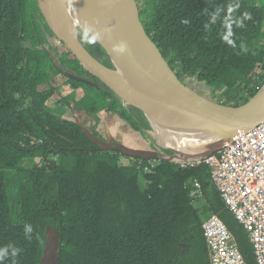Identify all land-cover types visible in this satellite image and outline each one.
Masks as SVG:
<instances>
[{
  "label": "trees",
  "instance_id": "16d2710c",
  "mask_svg": "<svg viewBox=\"0 0 264 264\" xmlns=\"http://www.w3.org/2000/svg\"><path fill=\"white\" fill-rule=\"evenodd\" d=\"M135 1L145 32L181 82L193 77L217 84L215 102L231 106L247 102L264 83V0ZM42 23L61 53L57 43L47 45ZM79 42L111 66L101 45ZM101 82L47 25L37 0H0V247L22 249L15 264H38L49 224L59 229L58 264H210L200 218L206 210L225 223L245 264H257L247 232L224 205L205 163L181 167L151 159L142 171L148 160L100 149L73 119L46 105L58 87H82L74 106L90 116L80 122L92 133L99 135L94 127L104 111L156 138L142 112L123 105L107 85L96 86ZM192 178L203 190L200 207L187 186ZM26 223L35 230L31 240Z\"/></svg>",
  "mask_w": 264,
  "mask_h": 264
},
{
  "label": "water",
  "instance_id": "95a60500",
  "mask_svg": "<svg viewBox=\"0 0 264 264\" xmlns=\"http://www.w3.org/2000/svg\"><path fill=\"white\" fill-rule=\"evenodd\" d=\"M37 2L51 30L81 63L115 92L123 105L139 109L152 131L158 129L167 134L178 132L195 140V146L185 145L179 149L159 143L161 147L172 152L168 156H161V150L114 145L92 133L81 122L74 120L100 149L115 150L123 155L144 160L163 159L174 162L200 159L225 146L243 130L264 120V83L247 102L231 106L212 101L181 82L145 32L135 0H37ZM105 11V16H113L111 25H105L96 18V14L101 15ZM55 17L59 18L62 27L55 23ZM84 21L90 24L98 21L94 26L97 29H105L104 34L108 40L119 39L126 44V51L116 55L110 43L102 36L98 44L105 50V56L111 60L110 67L93 58L82 47L78 38H74L73 31ZM49 35V31L45 30L48 42ZM65 74L76 77L67 72ZM111 81L123 83L130 93L117 92ZM189 123L190 125L186 127ZM201 132L208 135L207 139H201L204 136L201 137ZM148 133L152 136V133ZM59 247V229L48 224L38 264H58Z\"/></svg>",
  "mask_w": 264,
  "mask_h": 264
},
{
  "label": "built area",
  "instance_id": "2783aa9c",
  "mask_svg": "<svg viewBox=\"0 0 264 264\" xmlns=\"http://www.w3.org/2000/svg\"><path fill=\"white\" fill-rule=\"evenodd\" d=\"M144 165L142 171L151 168ZM181 167L203 162L224 205L248 234L257 264H264V120L243 130L222 148L194 160L174 161ZM141 165V163H140ZM187 186L195 199L203 197L198 179ZM210 264H245L233 235L213 212L201 223Z\"/></svg>",
  "mask_w": 264,
  "mask_h": 264
},
{
  "label": "rangeland",
  "instance_id": "374dc122",
  "mask_svg": "<svg viewBox=\"0 0 264 264\" xmlns=\"http://www.w3.org/2000/svg\"><path fill=\"white\" fill-rule=\"evenodd\" d=\"M29 3V2H28ZM28 13H32L33 15L36 14V11L34 10L33 6L29 3L26 5ZM37 19H40L37 17ZM43 24V23H42ZM43 27L46 29L45 25L43 24ZM47 30V29H46ZM57 43L58 41L54 38L51 37L50 41L47 43L49 46L50 43ZM98 42L95 43L97 46ZM58 45V51L61 53L64 49L57 43ZM99 45V44H98ZM70 56V55H69ZM71 57V56H70ZM69 57V59H70ZM55 63L57 65L58 61L60 62L59 58L53 57ZM102 59L111 63V60L108 59L105 55L102 56ZM185 84H187L190 88L194 89L197 91L199 94L205 96L206 98L210 100H217V95L220 91V88H218L217 84H212V85H206L204 82L197 81L195 78H189L185 77L184 78ZM100 84H104L103 82L97 84L96 86L100 87ZM84 87V85H83ZM86 90V88H85ZM112 93L115 95V92L111 89ZM83 94V89L81 87V90H70L68 86L63 87H58L57 91L54 93L52 97L48 99L46 102V105L50 108L51 113L60 115L63 118H68V119H73L76 121H82V118L85 119V117L90 116L86 114L82 110H78L74 106V100H77L81 95ZM97 96V94H95ZM117 96V95H116ZM60 97H65L62 101L58 100ZM118 97V96H117ZM134 108V107H133ZM82 116V117H80ZM100 120L99 122L95 125L94 129L97 130L99 133L98 137L102 138L103 140H107L112 142L114 145L122 144L127 147H132V146H138L141 148H147V149H154V150H161L160 155L161 156H168L169 153L164 151L163 147L159 145V143L166 142V135L163 134L161 130H155L154 136L156 138L149 137L147 135H142L138 131H135L129 122L121 119L118 114L115 112H100L99 114ZM88 118V125L93 126L94 121L89 120ZM101 134V135H100ZM107 138V139H106ZM114 139V140H111ZM52 157V156H51ZM55 158V156H54ZM56 159V158H55ZM35 162L38 160V158H34ZM122 162L127 161L126 157L121 158ZM12 172V171H11ZM143 182H141L142 184ZM197 201H194L195 206H202L204 204V199H195ZM209 211L202 210L200 213V218L202 221L208 216Z\"/></svg>",
  "mask_w": 264,
  "mask_h": 264
},
{
  "label": "clouds",
  "instance_id": "9594fccd",
  "mask_svg": "<svg viewBox=\"0 0 264 264\" xmlns=\"http://www.w3.org/2000/svg\"><path fill=\"white\" fill-rule=\"evenodd\" d=\"M240 7L239 3H235L233 5L229 6V11H234L235 9H238ZM220 12V9H217L215 13L212 15V21L214 22L217 18L218 14ZM244 18H249V14L245 13ZM182 23H189L187 20H182ZM237 25L239 27H243V23L240 20H237ZM98 21H94L92 24H90L88 21H84L80 27L73 31L74 38H79V40L82 43L85 44H95L99 42L102 39V36L105 32V29H97L94 25L97 24ZM207 28V25H205ZM229 44H231L233 47H235V44L232 40L228 41ZM242 51H247L246 47L244 45H241ZM112 51L116 55L123 54L126 51V44L121 41L118 44L112 45ZM34 228L32 224L26 223L24 225V236L27 240H31L34 235ZM22 251L21 248L15 246L14 244H8L3 247H0V264H4L5 260L11 258L12 264H15V258L19 256L20 252Z\"/></svg>",
  "mask_w": 264,
  "mask_h": 264
},
{
  "label": "bare ground",
  "instance_id": "6f19581e",
  "mask_svg": "<svg viewBox=\"0 0 264 264\" xmlns=\"http://www.w3.org/2000/svg\"><path fill=\"white\" fill-rule=\"evenodd\" d=\"M66 1H69V0H66ZM105 13H102L101 15L100 14H96V18L98 19V21H102V23H105V25H111V21L113 19V16L110 15V16H105ZM107 17V18H106ZM55 20V23L62 27L61 26V23H60V20L58 17H55L54 18ZM102 26V25H100ZM102 27H106V26H102ZM103 37L107 40V42L110 43V47L112 49V45L114 44H118L119 42H121L119 39H115L113 40V38H111L112 40H108L107 38V35L103 34ZM121 55V54H120ZM112 87L119 93H130V90L121 82H118V81H111L110 82ZM190 125L187 124L186 127H188ZM163 132V130H162ZM166 135V142H162L160 144L162 145H165V146H170V147H173V148H176V149H179V148H182L183 146H195V140L190 138V137H186V135L182 134V133H170V134H167V133H163ZM204 135V133L201 132V137ZM194 136L196 137V135L194 134ZM208 135L205 134L201 139L202 140H205L207 139Z\"/></svg>",
  "mask_w": 264,
  "mask_h": 264
},
{
  "label": "flooded vegetation",
  "instance_id": "af4514ba",
  "mask_svg": "<svg viewBox=\"0 0 264 264\" xmlns=\"http://www.w3.org/2000/svg\"><path fill=\"white\" fill-rule=\"evenodd\" d=\"M44 28V27H43ZM45 29V28H44ZM46 30V29H45ZM97 131V130H96ZM98 133V132H97ZM99 134V133H98ZM101 135V134H100ZM107 139V138H106ZM111 140H114V139H111ZM112 143V142H111ZM113 144V143H112Z\"/></svg>",
  "mask_w": 264,
  "mask_h": 264
},
{
  "label": "crops",
  "instance_id": "0c3cea01",
  "mask_svg": "<svg viewBox=\"0 0 264 264\" xmlns=\"http://www.w3.org/2000/svg\"><path fill=\"white\" fill-rule=\"evenodd\" d=\"M70 88V87H69ZM70 90H72L71 88H70ZM77 90H81V88H77Z\"/></svg>",
  "mask_w": 264,
  "mask_h": 264
}]
</instances>
